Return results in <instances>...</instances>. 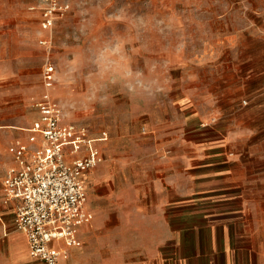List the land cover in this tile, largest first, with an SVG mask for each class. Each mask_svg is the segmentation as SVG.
Returning a JSON list of instances; mask_svg holds the SVG:
<instances>
[{
	"label": "rangeland",
	"instance_id": "rangeland-1",
	"mask_svg": "<svg viewBox=\"0 0 264 264\" xmlns=\"http://www.w3.org/2000/svg\"><path fill=\"white\" fill-rule=\"evenodd\" d=\"M59 1L44 29L43 0H0V177L47 93L103 154L85 174L102 238L171 256L261 238L264 0Z\"/></svg>",
	"mask_w": 264,
	"mask_h": 264
},
{
	"label": "built area",
	"instance_id": "built-area-1",
	"mask_svg": "<svg viewBox=\"0 0 264 264\" xmlns=\"http://www.w3.org/2000/svg\"><path fill=\"white\" fill-rule=\"evenodd\" d=\"M43 3L42 26L51 29L68 6L59 0ZM41 42L48 46L51 37ZM54 70L48 62L44 79L50 86ZM36 106L32 135L28 142H14L15 163L0 182L4 202L14 203L15 227L26 234L31 257L41 264H59L68 256L66 247L82 245L81 228L94 219L85 174L103 154L86 124L62 122L61 109L49 94Z\"/></svg>",
	"mask_w": 264,
	"mask_h": 264
},
{
	"label": "crops",
	"instance_id": "crops-1",
	"mask_svg": "<svg viewBox=\"0 0 264 264\" xmlns=\"http://www.w3.org/2000/svg\"><path fill=\"white\" fill-rule=\"evenodd\" d=\"M34 121L30 126L23 127L25 132H19L13 140V145L17 139L29 141ZM14 163L13 154L12 162L8 167ZM93 180L97 182L98 178ZM0 186V264H27L34 259L29 252L27 236L23 231L16 229L14 203L4 202L1 182ZM114 194L111 192L110 195ZM105 195L103 192L96 191L95 198L104 199ZM88 208L94 215H99L101 211L99 207L92 209L89 205ZM89 224L81 228L82 245L66 247L68 256L62 258L59 264H264V235L261 238L252 237L242 240V245H232L231 241L227 240L224 245L228 248L226 250L217 249L219 243L224 242L223 240L210 239L208 242L215 249H211L209 253L171 256L164 253L165 244L169 242L167 238L152 239L150 242H145V247H140L135 233L123 234V238H117L116 242L101 237L98 233V223L91 226ZM122 227L127 226L122 225ZM127 229L129 228H124L126 231ZM166 229L168 230V225ZM179 242L184 244L186 241Z\"/></svg>",
	"mask_w": 264,
	"mask_h": 264
}]
</instances>
